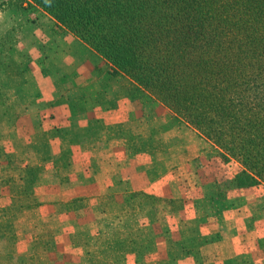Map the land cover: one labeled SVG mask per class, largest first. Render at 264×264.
Instances as JSON below:
<instances>
[{
    "label": "rangeland",
    "instance_id": "374dc122",
    "mask_svg": "<svg viewBox=\"0 0 264 264\" xmlns=\"http://www.w3.org/2000/svg\"><path fill=\"white\" fill-rule=\"evenodd\" d=\"M28 12L34 21L50 17L31 0H0V264H264V184L246 186L237 181L239 161L226 160L217 145L129 75L112 74L106 59L103 66L113 87L109 84L100 95L107 97L106 104L114 109L119 105L116 111L121 121L111 124L119 133L121 147L117 152L121 157L143 156L139 168L152 180V187L149 186L151 191L132 190L122 184L117 188L123 191L122 198L108 196L99 201L96 194L87 197L84 184L99 180V151L83 153L80 148L91 147L87 139L94 137L88 134L94 133L99 123L93 120L89 128H81L84 135L60 137L50 127L41 130L32 120L31 111L24 114L31 100L24 91L31 96L27 79L32 75L23 74L29 66L16 46L19 42L15 24L11 28L9 23L16 13L25 19ZM53 32L74 35L57 27ZM222 36L242 40L235 45L231 42L232 48L226 47L227 51L235 50L230 54L236 57L239 67L251 58L264 56V35ZM255 81L251 88H264L263 82ZM23 83L26 86H21ZM152 87L163 93L162 85L154 83ZM174 100L180 101V108L188 106L210 113L205 105L189 103L178 94ZM83 107L78 102L75 111ZM216 118L217 125L224 129L236 125ZM247 137L244 134L241 139L247 143ZM56 139L60 141L58 151L57 146L46 143ZM258 158L264 162L262 154H255L252 161L256 164ZM171 187L198 198L199 206L207 213L184 229V235L189 228L196 233L185 238L183 249L171 240H166L167 249L162 243L166 229L168 238H181L173 218L185 205L183 199L170 196ZM59 212H71V217L63 218ZM77 215L81 224L85 223L82 229L75 224ZM183 217L190 219L192 215L185 213ZM221 229L225 236L239 233L233 239L237 252L215 259L206 247L221 238ZM58 244L68 246L65 258L60 260L55 255L49 259L51 247ZM161 254L167 257L161 259ZM177 256L179 263L173 261Z\"/></svg>",
    "mask_w": 264,
    "mask_h": 264
},
{
    "label": "trees",
    "instance_id": "16d2710c",
    "mask_svg": "<svg viewBox=\"0 0 264 264\" xmlns=\"http://www.w3.org/2000/svg\"><path fill=\"white\" fill-rule=\"evenodd\" d=\"M31 1L110 62L112 74L129 75L217 145L226 160L239 161L237 181L264 184V162L252 161L255 154L264 157V88L250 87L255 80L264 85V56L239 67L230 54L235 50L226 47L242 40L222 36L264 35V0ZM176 94L210 113L178 107ZM216 116L236 125L224 129Z\"/></svg>",
    "mask_w": 264,
    "mask_h": 264
},
{
    "label": "crops",
    "instance_id": "0c3cea01",
    "mask_svg": "<svg viewBox=\"0 0 264 264\" xmlns=\"http://www.w3.org/2000/svg\"><path fill=\"white\" fill-rule=\"evenodd\" d=\"M20 14L16 13L9 24H11V28L13 23L15 24V35L18 37L17 43L19 42L16 46L21 51L25 64L29 66V69L25 67L26 70L23 74L29 73L32 75V78L29 75L27 79H30L29 86L32 89L30 87L29 89L31 90V96L24 91L30 97L29 99H31L29 101L30 104H27L24 114L31 111L29 114L33 118L32 120L37 121V126L39 128L42 127L41 130H47L50 127L60 137L66 136L71 138L80 134L84 135L81 133V128H89V123L93 120L99 123V128L94 133L88 134V137H94L93 140L87 139L88 143L92 142L91 147L80 148L83 153L94 152L96 154V151H99V161L97 159L96 163L99 166V180H93L89 184H96V187L87 185V182V184H84V187L87 189V197L96 194L95 198L96 200L99 198V201L108 196L116 199L122 198L124 197L123 191L117 190L122 184L129 185L132 190L142 189L151 191L149 186H151L152 180L150 178L147 179L145 172L139 168L142 166L141 158L143 156L139 154L138 156L121 157L117 152V149L121 147L120 141L117 138L119 133L112 129L111 124L121 121L118 116L120 113L116 111L119 110V105L114 109L106 104L108 98L100 95L110 84L107 81L109 73L105 71L106 65L103 66L106 60L75 35H55V32H53L54 28L60 27L57 26L51 16L52 19L45 15L34 21L31 18L30 12L26 14L25 19L19 17ZM36 14L33 13V16ZM62 31L64 29L61 28ZM65 46L66 48L64 49ZM26 61L29 63H26ZM31 79L33 82H31ZM110 85L113 87L112 82ZM21 86H26V83H23ZM78 102L82 103L84 107L82 110L75 111L76 103ZM89 105L90 107H88ZM55 141H48L46 143L57 146L55 151H58L60 149V141L58 140V142L57 139ZM84 163L85 161H83L82 166H84ZM175 182L178 181L175 180ZM98 185L99 189L97 190ZM171 193V197L184 200L185 208L178 211L175 214V218H173L175 220V230L181 238L178 241L170 237L168 238L169 232L166 229L163 233L165 234V240L162 242L163 248L167 249L166 240H171L173 245H179L180 249H183L185 238L188 236L193 237L196 233L193 232V228H189L191 234L189 231L187 235H184V229H188V226L193 224L198 217L207 213L203 211L205 210L203 207L199 206L198 198L194 199L185 193H178L174 187H171ZM62 198L65 199L66 197ZM201 209L202 211H200ZM81 210H78L77 214ZM185 213L191 214L192 217L190 219L184 218L183 215ZM62 214L63 218L71 217V212L58 213L59 216ZM102 216L103 211L99 205V217ZM78 217L80 215H77V219L74 217L75 224L79 223L82 229V224L85 226V223L81 224ZM101 227L99 224V230ZM199 228L201 227L199 226ZM217 231H213L212 233ZM224 231L223 229L219 231L221 232V238L217 242H211L206 247L215 259L220 257H224L225 259L227 256L237 252L234 248L233 239L239 236V233L237 235L225 236ZM212 233L208 235L210 236ZM213 243L214 245H212ZM67 248L68 246L65 247L60 244L51 247L49 252L51 256L48 258L52 260L57 255L60 257V260L64 259ZM163 254H161V259L167 257L166 254L162 258ZM173 261L179 263L181 261L180 256H177ZM193 262L195 261L193 260Z\"/></svg>",
    "mask_w": 264,
    "mask_h": 264
}]
</instances>
